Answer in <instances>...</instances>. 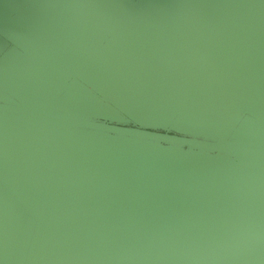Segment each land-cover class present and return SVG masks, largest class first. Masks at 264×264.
<instances>
[{
  "label": "water",
  "instance_id": "obj_1",
  "mask_svg": "<svg viewBox=\"0 0 264 264\" xmlns=\"http://www.w3.org/2000/svg\"><path fill=\"white\" fill-rule=\"evenodd\" d=\"M0 264H264V0H0Z\"/></svg>",
  "mask_w": 264,
  "mask_h": 264
}]
</instances>
